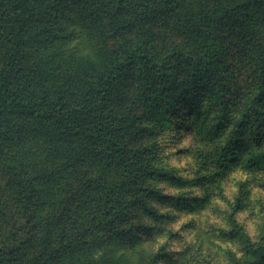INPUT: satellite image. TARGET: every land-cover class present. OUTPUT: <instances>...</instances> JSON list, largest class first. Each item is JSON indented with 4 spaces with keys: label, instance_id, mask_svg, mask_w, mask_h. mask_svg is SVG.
Masks as SVG:
<instances>
[{
    "label": "trees",
    "instance_id": "obj_1",
    "mask_svg": "<svg viewBox=\"0 0 264 264\" xmlns=\"http://www.w3.org/2000/svg\"><path fill=\"white\" fill-rule=\"evenodd\" d=\"M201 4L0 0V174L10 193L0 195V264H65L96 232L124 246L145 228L126 224L135 198L156 216L145 203L167 198L156 181L185 182L144 140L157 123L172 130L192 120L206 147L197 151L200 185L220 188L238 165L264 169V0ZM72 21L105 63H89L59 88L42 79L25 86L33 46L54 43ZM34 151L59 161L58 171L83 167L92 177L60 190L61 175L29 171ZM234 212L227 233L243 249L234 264H264V227L253 241Z\"/></svg>",
    "mask_w": 264,
    "mask_h": 264
},
{
    "label": "rangeland",
    "instance_id": "obj_2",
    "mask_svg": "<svg viewBox=\"0 0 264 264\" xmlns=\"http://www.w3.org/2000/svg\"><path fill=\"white\" fill-rule=\"evenodd\" d=\"M201 5V0H183L182 9L187 11ZM37 19H40L38 12L31 16L29 25L33 27ZM172 22L175 23L174 18ZM76 24L72 21L64 26L60 32L62 36L54 43L42 42V46H33L35 50H31L30 58L26 59L25 86L29 81L42 79L45 88H59L89 63H105L106 57L96 55ZM165 32L168 36L174 34L170 29ZM181 124L171 130L169 126L162 127L157 123L156 130L145 134L144 140L155 147L165 165L174 169L185 182L156 181L162 193L167 195L162 202L156 199L145 201L149 207L156 208V216L149 213L144 200L135 198L131 209L133 214L126 224L133 227L144 223L145 228L137 231L124 246L112 244L105 240L104 232H96L80 245L79 251L67 257L65 264H234L235 259L243 256V249L241 242L231 238L227 231L231 229L229 214L234 212L239 195L242 201L241 207L234 212L236 221L251 240H258L264 227V169L249 170L238 165L223 178L220 188L213 184L200 185L193 180L199 169L197 151L206 147L195 133L191 119H187L185 125ZM59 164V161L48 160L36 151L26 156L31 173L44 171L61 175L60 190H65L68 184L76 187L75 179L80 181L84 174L92 177L91 169L71 167L58 171ZM8 177L5 173L0 174V195L10 199ZM241 187L243 195L240 194ZM178 195L190 200L182 204L169 200V197ZM63 223L62 226L68 229L64 218Z\"/></svg>",
    "mask_w": 264,
    "mask_h": 264
}]
</instances>
